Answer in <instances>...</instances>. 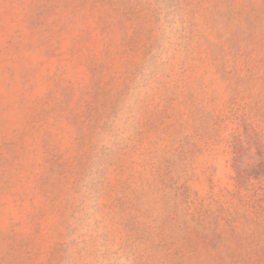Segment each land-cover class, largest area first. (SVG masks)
Here are the masks:
<instances>
[{
  "label": "rangeland",
  "instance_id": "obj_1",
  "mask_svg": "<svg viewBox=\"0 0 264 264\" xmlns=\"http://www.w3.org/2000/svg\"><path fill=\"white\" fill-rule=\"evenodd\" d=\"M0 264H264V0H0Z\"/></svg>",
  "mask_w": 264,
  "mask_h": 264
}]
</instances>
